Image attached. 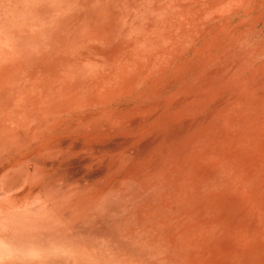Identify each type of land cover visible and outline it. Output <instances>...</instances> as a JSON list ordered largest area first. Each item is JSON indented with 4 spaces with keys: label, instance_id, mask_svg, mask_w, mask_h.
Returning <instances> with one entry per match:
<instances>
[{
    "label": "bare ground",
    "instance_id": "6f19581e",
    "mask_svg": "<svg viewBox=\"0 0 264 264\" xmlns=\"http://www.w3.org/2000/svg\"><path fill=\"white\" fill-rule=\"evenodd\" d=\"M261 26L264 0H0V201L111 264H264Z\"/></svg>",
    "mask_w": 264,
    "mask_h": 264
},
{
    "label": "rangeland",
    "instance_id": "374dc122",
    "mask_svg": "<svg viewBox=\"0 0 264 264\" xmlns=\"http://www.w3.org/2000/svg\"><path fill=\"white\" fill-rule=\"evenodd\" d=\"M260 41H264V26L249 35V45H255ZM196 102L210 105L211 99L200 97ZM202 113V110H199V115ZM38 197L40 196L36 194L31 200ZM30 202L32 201L22 199L12 205H6L4 201H0V264H111L113 262L114 255L108 253V242L102 238L93 240L83 235L80 238L64 236L60 239H49V231L44 224L51 220L50 214L54 210L51 207H36ZM31 207L37 211L31 210ZM198 234L201 235L200 232ZM89 244H93L95 248H89ZM195 247L200 250L210 249V239H203L196 243Z\"/></svg>",
    "mask_w": 264,
    "mask_h": 264
}]
</instances>
